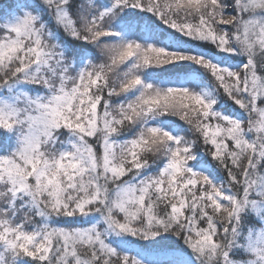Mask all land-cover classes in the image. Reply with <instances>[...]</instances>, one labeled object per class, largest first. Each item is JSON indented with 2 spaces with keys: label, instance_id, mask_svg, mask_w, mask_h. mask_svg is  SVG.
Segmentation results:
<instances>
[{
  "label": "snow or ice",
  "instance_id": "1",
  "mask_svg": "<svg viewBox=\"0 0 264 264\" xmlns=\"http://www.w3.org/2000/svg\"><path fill=\"white\" fill-rule=\"evenodd\" d=\"M0 264H264V0H0Z\"/></svg>",
  "mask_w": 264,
  "mask_h": 264
}]
</instances>
